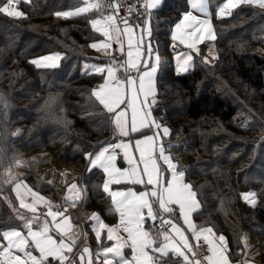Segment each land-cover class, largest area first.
<instances>
[{
  "label": "trees",
  "instance_id": "16d2710c",
  "mask_svg": "<svg viewBox=\"0 0 264 264\" xmlns=\"http://www.w3.org/2000/svg\"><path fill=\"white\" fill-rule=\"evenodd\" d=\"M81 1L22 2L25 19L0 13V97L8 105L6 112L0 111V151L7 158L5 163L14 154L19 158L51 150L60 160L81 166L86 162L84 154L93 151V145L113 136L106 115L84 118L104 112L99 105H88L86 99L101 78L83 70L82 63L107 60L96 56L89 46L99 36L88 22L91 17L54 15ZM220 1L210 0L217 37L212 46L218 58L214 64L202 62L207 45H211L208 41L201 44V56L187 73L177 74L169 58L157 72L160 103L154 115L172 130L166 142L175 140L185 150L188 165L179 164L192 167L187 179L203 185L202 209L194 214L195 222L224 234L233 253L231 258L240 260L235 253L242 245L243 231L264 237V9L240 5L231 16L217 18L213 12ZM186 9V0H162L153 11L154 49L172 52L171 31ZM52 51L62 53L59 67L30 63L32 56ZM57 93L63 111L55 115L69 123L44 118L45 99ZM21 123L22 133L13 136ZM61 140L67 141L66 145ZM57 144L64 149L58 154ZM119 156L121 161V153ZM103 179L100 169L85 172L84 180L91 191L89 200L100 196ZM39 182L28 183L34 187ZM9 187L0 195V225L11 212L3 197H10L18 206ZM248 190L258 194L255 206L240 195ZM105 216L110 221L115 218L111 212ZM259 227L263 231H258ZM89 238L96 249L93 243L97 240ZM106 242L102 240L103 245ZM166 259H172L171 254Z\"/></svg>",
  "mask_w": 264,
  "mask_h": 264
},
{
  "label": "snow or ice",
  "instance_id": "6c2138e0",
  "mask_svg": "<svg viewBox=\"0 0 264 264\" xmlns=\"http://www.w3.org/2000/svg\"><path fill=\"white\" fill-rule=\"evenodd\" d=\"M22 2L30 3V0L0 3V13L25 19L27 14L17 7ZM137 2L139 7L123 0H82L78 7L54 13L63 18L84 14L91 17L88 22L100 38L89 46L109 56L107 62L85 65L101 78V83L90 89L87 104L99 105L104 112L91 113L84 118L106 115V123L116 134L99 141L93 145L92 152L84 154L86 172L102 170L104 179L99 187L110 196L111 214L117 217L115 224H108L100 213L90 214L91 231L101 242L95 260L99 262L103 255L102 264H232L233 253L225 236L217 235L214 227L195 222L194 214L198 215L202 209L203 185L197 186L194 180L187 179L192 167L180 166L179 159L169 151L177 146L166 142L172 130L154 115L160 103L156 80L160 56L156 51L153 59L154 49L150 41L145 42V37L152 36V10L157 9L162 0ZM186 4L187 9L171 31L172 41L187 49L178 51L174 58L177 74L187 73L195 66L196 58L201 56L200 44L217 38L209 0H186ZM240 5L264 9V0H223L217 5L215 15L217 18L231 16ZM113 44L118 46L114 51L120 52V57L109 52ZM125 45L126 58L123 56ZM207 47L209 54L202 57L205 64L210 63V57L218 58L213 54V46ZM173 50L176 51L175 44ZM61 58V52H53L30 63L55 69L60 66ZM7 107L0 97V111L6 112ZM42 111L45 119L69 123L55 115L63 111L58 93L45 99ZM19 134V129L12 133L13 136ZM132 134L137 137L134 144ZM118 150L123 151L127 167L117 166ZM6 159L0 151V167H3L0 195L6 185L10 186L18 206L10 197H3L11 212L0 225V264H94L91 247L87 243L82 249L79 247L89 234L81 225L73 223L69 215L70 208L88 199L87 186L83 182L78 185L75 180L65 181L63 204L55 203L13 171L14 167L24 164L16 154L7 163ZM129 185L141 187L135 189ZM240 195L250 206L256 205V192ZM180 220L186 227L180 225ZM102 233L112 242L110 246L103 245ZM191 240L197 242L195 246ZM240 240L243 248L235 255H241L242 259L236 264H254L253 259L246 256V250L250 249L247 238ZM125 249H130V256ZM169 254L172 259H166Z\"/></svg>",
  "mask_w": 264,
  "mask_h": 264
},
{
  "label": "rangeland",
  "instance_id": "374dc122",
  "mask_svg": "<svg viewBox=\"0 0 264 264\" xmlns=\"http://www.w3.org/2000/svg\"><path fill=\"white\" fill-rule=\"evenodd\" d=\"M222 2H223V0H221L219 3H222ZM80 3L75 5V6H68L63 11H68V10H71L75 7H78V6H80ZM209 3H210V0H209ZM17 7L19 10L24 12V9L22 8L21 3ZM210 9H211V4H210ZM211 11H212V9H211ZM215 11H216V9H215ZM213 13L215 14V12H213ZM211 19H212V24L214 26L213 15H212ZM214 30H215V27H214ZM138 34H139V29L136 30V35H138ZM215 34H216V31H215ZM99 38L100 37L98 36L93 42H95ZM149 41L151 42V38L146 36L145 42L147 43ZM206 41H208V40H206ZM208 42L211 45H213L215 41H208ZM174 44L178 45L177 42H172V47L174 46ZM151 45H152V42H151ZM179 46H182L183 48L176 50V51L172 50L171 53H169L168 51H165V50H159V49L153 48L154 49L153 59H154L156 51H158L159 56H160V64H159L158 71L160 69L164 68V66H165V64L169 58H171L174 62V65H176L174 58L177 55V52L178 51L179 52L187 51V49L184 45H179ZM117 47H118L117 45L113 44V48L110 49L109 52H112ZM152 47H153V45H152ZM199 47L201 48V44L199 45ZM126 50H127V46L125 45L124 58H126ZM212 51H213V54L216 57H218L217 49L213 47ZM53 52H60V51H52L49 53H44V54H40L37 56H32V60L39 58L41 56L48 55V54L53 53ZM94 53L96 54V56L101 57V59L102 58L106 59L108 57V54H106L103 51H97L96 49H94ZM208 54L209 53H208V49H207L205 56ZM107 61H108V59H107ZM215 61H216V59H211V57H210V63L214 64ZM60 63H61V60L59 61V64ZM92 64H99V63H95L93 61L92 62H86L85 61L82 63V69L85 71H88V72H92L90 69L85 68V65H92ZM156 80H157V76H156ZM1 89H8V87H2ZM21 127H22V123L20 125L16 126L14 131L19 129L21 132L22 131ZM61 142H64V140L63 141L61 140L60 143ZM66 143H67V141L64 142L65 145H66ZM169 143H171L173 145H177L175 147L170 148L169 151L172 154L177 155V158L179 159V162L182 163V165L187 166L189 161H188V158L186 157L185 150L181 147V144L179 142H176L175 140H172V139L169 141ZM59 145L60 144H57L56 149H55L56 150L55 152L57 154H58L59 150L64 151V149L61 148ZM77 147H79V146H75L74 148H77ZM89 152H92V151H89ZM120 152L121 151L118 150L116 163H117L118 167H124L125 161H124V159L121 158L123 160V163L121 164L122 160L120 161V156H119ZM19 159L22 160L24 162V164L22 166H19V167H14L13 171L15 173L20 174V176L22 178H24L26 181H28L31 184H32V181L39 180L40 182L38 183L37 186L33 185L34 190L35 189L39 190L44 196L49 197L53 202L59 203V204H63V192L65 193V191H66L65 181L71 182V181L75 180V182L78 185L81 184V177L83 176V174H85V172H86L85 169L87 166L86 162L79 167L76 164H73L74 162L62 161L51 150L41 151V152H38L36 154L30 153V154H27L25 156L19 157ZM8 160H10V159H8ZM263 169H264V167H263ZM0 172H3V167H0ZM61 173H63V175H61ZM44 179H46L47 182H45ZM96 179L98 181L99 177L97 176ZM262 179H264V173H263ZM49 182H51V183H49ZM54 185L57 187H60V188H56ZM6 187H7V185L5 186L4 190H6ZM113 187H115V186L113 185ZM9 188H11V187H9ZM249 191H252V190H248L247 192H249ZM4 194H6V192ZM103 195H104L105 201L108 204L107 205V211L111 212L112 211L111 198L106 193H103ZM103 195H102V198H103ZM82 203H83V201L77 203V206L75 208L69 209V215L72 218L73 223H77L81 226H83L81 223H86V221L89 219V216L92 212H97V211H93L92 205H89L88 203H86L87 205L86 204L83 205V207L81 208ZM78 206H79V208H78ZM41 210L46 211V209H41ZM102 219L106 222V220L103 217H102ZM116 222H117V220H116ZM148 223L151 224V223H155V222L148 221ZM179 223L181 226H184L180 221H179ZM204 226L210 227V225H204ZM184 227H186V226H184ZM258 231H263V230L260 229V227H259ZM219 234H221V233H217V235H219ZM94 237H95V234H94ZM242 237L247 238V244L250 246V249L246 250V255L249 258L260 260L261 259L260 252H262L264 254V248H263L264 247V237L263 238H256V237L252 236L251 233H249L247 230L242 232ZM87 240H88V237L86 238V240L84 242L80 243L79 247L81 249L83 248L84 243L88 244ZM89 243L92 245V243L90 241H89ZM111 243H110V245H111ZM191 243L194 245V240H191ZM90 244H88V245L91 247ZM93 245H94V247H96V249H100V242L95 241L93 243ZM242 248H243V243H242L241 247L238 248L239 251ZM91 249L93 252L94 264H98V262L95 260L94 250L92 247H91ZM96 251H100V250H96ZM125 252L129 256L131 255L130 249H125ZM34 254L38 255V253H34ZM240 256L241 255H239V257ZM262 258H264V256H262ZM232 264H236V263L232 261Z\"/></svg>",
  "mask_w": 264,
  "mask_h": 264
},
{
  "label": "crops",
  "instance_id": "0c3cea01",
  "mask_svg": "<svg viewBox=\"0 0 264 264\" xmlns=\"http://www.w3.org/2000/svg\"><path fill=\"white\" fill-rule=\"evenodd\" d=\"M155 9H153L152 10V13H153V11H154ZM174 27V26H173ZM151 28H152V33H153V24H152V21H151ZM152 37V36H151ZM150 37V38H151ZM151 42H152V40H151ZM181 48H183L182 46H179V45H176V50H179V49H181ZM114 51V50H113ZM95 54V53H94ZM96 55V54H95ZM106 59H108L109 60V56L106 58ZM107 61V60H106ZM149 134H151V133H149ZM116 134L113 132V136H115ZM132 137H133V144H134V141H135V139L137 138L136 137V135L135 134H132ZM125 139H127V138H125ZM130 151H132V149L130 148L129 149ZM170 150V149H169ZM121 152V156L123 157V151L122 150H120ZM87 153V152H86ZM135 155L138 157L139 156V153L138 152H136L135 153ZM175 157H177V155L176 154H173ZM86 163H87V161H86ZM73 164H76L77 166H79L77 163H73ZM128 165H127V163L125 162V166L124 167H127ZM80 167V166H79ZM84 171V170H83ZM44 180H46V179H44ZM47 181V180H46ZM81 182H83V184L84 185H86L87 186V197H88V199L86 200V201H83V203H82V206H81V208L83 207V205H85L86 203H88L89 205H92V207H93V211H97L98 213H100L101 214V216L106 220V222L108 223V224H114L115 222H116V220H117V217L115 216V218L113 219V220H108V218L105 216V214L108 212L107 211V202L105 201V198H104V195H103V191L102 192H100V196L99 197H97L96 198V200L95 199H90L89 200V198H90V194H91V191H90V189H89V187H88V185L86 184V182H85V180H84V174H83V176L81 177ZM26 183H28L27 181H26ZM29 184V183H28ZM30 185V184H29ZM31 186V185H30ZM55 186V185H54ZM115 186V185H114ZM129 186H131V187H133V188H135V189H140V187L141 186H135V185H129ZM56 188H60V187H57V186H55ZM116 187V186H115ZM34 188V187H33ZM35 190H37V189H35ZM42 194V193H41ZM43 195V194H42ZM102 195H103V198H102ZM63 196H64V192H63ZM87 205V204H86ZM78 208H79V206H78ZM112 212V211H111ZM180 222L183 224V221L182 220H180ZM83 226V230L85 231V232H87L89 235H88V244H90L89 243V241H90V238L89 237H91V238H93L94 240H95V237H94V233L91 231V221L88 219L87 221H86V223H81ZM102 240H106L107 242H106V246H109L110 245V243H111V241H108L107 240V238H106V234H102ZM91 245V244H90ZM91 247H92V245H91ZM93 248V247H92ZM100 248H101V246H100ZM93 250H94V253L96 254V252H98V251H96V250H100V249H94L93 248ZM96 251V252H95ZM260 252V251H259ZM260 255H261V259L259 260V259H253V261H254V264H264V258H262V256H264V254L262 253V252H260ZM247 256V255H246ZM248 257V256H247ZM238 258H240V259H242V256H240V257H238ZM249 258V257H248ZM102 260H103V255H101V257H100V261L98 262V264H102ZM231 260L233 261V262H235L236 263V261H238V260H235V259H232L231 258Z\"/></svg>",
  "mask_w": 264,
  "mask_h": 264
},
{
  "label": "built area",
  "instance_id": "2783aa9c",
  "mask_svg": "<svg viewBox=\"0 0 264 264\" xmlns=\"http://www.w3.org/2000/svg\"><path fill=\"white\" fill-rule=\"evenodd\" d=\"M123 2L132 3V4H135L137 7H139V4H138L137 0H123ZM141 2H142V0H141ZM122 7H123V3H122ZM121 15H124V12L123 11H121ZM140 19L143 20V17H141ZM112 54L116 55L117 57H120L122 55L118 51H112ZM123 56H124V54H123ZM196 243L197 242L194 240V246L196 245ZM201 243H202V241H201Z\"/></svg>",
  "mask_w": 264,
  "mask_h": 264
}]
</instances>
